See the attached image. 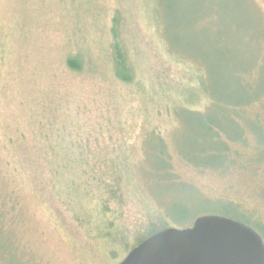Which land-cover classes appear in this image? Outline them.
Instances as JSON below:
<instances>
[{"label": "rangeland", "instance_id": "1", "mask_svg": "<svg viewBox=\"0 0 264 264\" xmlns=\"http://www.w3.org/2000/svg\"><path fill=\"white\" fill-rule=\"evenodd\" d=\"M240 81L264 86V0H0V264H118L125 245L203 214L264 222V95L239 106ZM148 139L165 144L153 150L169 160L160 185ZM80 153L125 157L128 179L98 186L103 164L78 186L61 166ZM55 156L69 186H51ZM109 221L125 242L117 258L95 236Z\"/></svg>", "mask_w": 264, "mask_h": 264}, {"label": "water", "instance_id": "2", "mask_svg": "<svg viewBox=\"0 0 264 264\" xmlns=\"http://www.w3.org/2000/svg\"><path fill=\"white\" fill-rule=\"evenodd\" d=\"M118 264H264V241L241 221L203 214L191 226L151 234Z\"/></svg>", "mask_w": 264, "mask_h": 264}, {"label": "trees", "instance_id": "3", "mask_svg": "<svg viewBox=\"0 0 264 264\" xmlns=\"http://www.w3.org/2000/svg\"><path fill=\"white\" fill-rule=\"evenodd\" d=\"M116 45H114L113 47V55H114V65H115V75L118 79H120L121 81H125V82H129L132 79V76L129 74V69H128V65H127V61L125 58V54L121 51V47H119V42L116 43ZM68 66L72 69H79V65L76 64V61L74 58H70L68 60ZM240 85V94H239V99H240V103L238 104L239 106H244L247 103H250L251 101L256 102L257 100L260 101L261 97L264 95V86L262 85H252V87L248 84H246L244 81L241 82ZM253 89V90H252ZM250 90H252V94H250ZM239 114L242 111L241 108L239 109ZM257 118V117H256ZM255 118V121L257 120ZM218 127V126H217ZM217 127H214L212 124L208 125L206 128V134L208 135V141L207 143H211V145H214V147L216 148V156L219 157V159H221L223 162L225 160V157L227 156V154L230 152V147L227 143V141L225 139H222L219 137V134L217 133L220 128L217 129ZM231 141H234V139L232 138H228ZM243 140L242 138H239L238 140ZM258 139V138H257ZM259 143V142H258ZM162 141H158V142H152L150 141V139H148V141L145 143V150L148 153L149 157H148V164L150 167V170L148 171L150 174H148V179L151 175V177H153V181H155L156 183H158L160 185V181L162 177H167V174H169V171L167 170V165L169 163V160L167 157H165L164 155H161L162 150L160 151V155H156L155 152L153 150H155L156 148L158 149H164L162 147ZM261 144V143H260ZM157 145V146H156ZM165 145V144H164ZM153 147V148H152ZM58 146H54L52 147L51 151H55L56 149H58ZM71 150L72 148H67V149H63V151H68ZM257 150L259 151L258 153H262V151L264 150L262 147L257 148ZM79 151H83V148L80 149ZM152 151V152H151ZM183 153V152H182ZM183 155L186 157V155L183 153ZM93 158L91 160V162H89V160L85 157H83L80 154L74 156V157H70L67 158L66 163L63 164V166L60 165V162H62L61 160H63L60 157H54L53 159H49L50 164L52 166V164L54 165V169L55 171L53 172V178L54 180L51 181V186H69V184L73 181V182H77L78 186H89V181L92 177H94V181H96L98 186H117V183H124V180L126 181L127 179H125V173H124V169L127 170L128 166H127V159L125 157H122V159L119 158H115V159H105V158H97V160L94 162ZM126 159V160H125ZM81 164H88L90 163V167H84L82 168V170H80L79 173V177H75L73 176V173L75 175V172L78 170L77 168L80 167L81 168ZM105 164L106 168L109 169V173H108V180H107V184H103V180L100 178L96 179V176H89V174L93 171H98V169H95L96 166L97 168L100 167V169L102 168L101 166ZM210 164V163H208ZM94 165V166H93ZM61 166L62 169L66 170L63 173L67 172L69 174V177L71 180V182L67 185H64V180H62V177L64 176V174L62 173L60 177L58 175V171L57 168ZM60 167V168H61ZM87 168V169H86ZM97 173V172H95ZM164 178V181L162 182V184H165L166 180ZM84 179V180H83ZM145 179H147L145 177ZM163 179V178H162ZM167 179V178H166ZM158 185V186H159ZM165 186V185H164ZM112 188V187H111ZM106 190V189H105ZM108 192L113 195L114 192H112V189L108 190ZM103 207V211L99 210L98 208H96L95 213L93 214V217H98L100 216L102 213L106 214L108 212H114L113 209L111 208V206L109 205V203L106 205H102ZM99 218V217H98ZM235 220L241 221L243 223H245L248 226H251L252 228H258L260 230L261 233L264 234V222H258V223H252L250 220H248L245 216H241V214L236 213V216L232 217ZM113 222L109 221V226L107 224V228L105 230H102L101 227L97 226L96 227V231L97 233L95 234V236L98 234V232L103 233L104 237L107 238L109 240V246H113L114 248H111V252L113 253V257L117 258L120 253H119V248H120V243H125L124 239L122 237L121 231L117 228H115V226L112 225ZM115 224V223H114ZM110 225H112L113 227H111ZM165 227H161L158 229L153 230L151 233H148L147 235H145L143 238H139L137 240V243H135V245L130 246V245H125L122 249V253H124L125 251H129L132 247L136 246L137 244H139L142 240H144L145 238H147L148 236H150L151 234L163 229ZM116 251V252H114ZM118 251V252H117Z\"/></svg>", "mask_w": 264, "mask_h": 264}]
</instances>
